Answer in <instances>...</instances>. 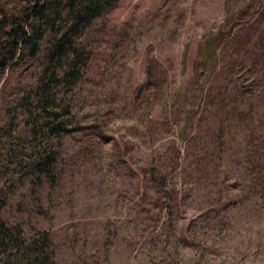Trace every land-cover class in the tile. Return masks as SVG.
I'll return each mask as SVG.
<instances>
[{
	"label": "rangeland",
	"instance_id": "1",
	"mask_svg": "<svg viewBox=\"0 0 264 264\" xmlns=\"http://www.w3.org/2000/svg\"><path fill=\"white\" fill-rule=\"evenodd\" d=\"M30 1L3 0L8 11ZM263 11L258 0H121L86 36L93 56L83 79L60 88L71 106L68 128L82 129L61 139L52 188L17 186V158L28 143L20 97L36 73L27 63L6 69L0 217L21 224L26 236L49 230L56 264H264V191L234 179L235 139L226 140L221 158L210 147L207 112L181 134L185 109L201 101L210 74L199 62L204 42L223 28L239 34L252 17L264 19ZM217 48L228 71L236 54L250 51L226 40ZM151 62L163 75L157 87L144 84ZM254 102L264 110V92ZM262 118L264 124V111ZM197 119L205 129L193 137ZM173 147L177 162L166 166L173 169L167 187L175 191L164 213L153 193L138 189L131 167Z\"/></svg>",
	"mask_w": 264,
	"mask_h": 264
},
{
	"label": "trees",
	"instance_id": "2",
	"mask_svg": "<svg viewBox=\"0 0 264 264\" xmlns=\"http://www.w3.org/2000/svg\"><path fill=\"white\" fill-rule=\"evenodd\" d=\"M120 1L32 0L8 11L0 0V76L6 69L24 63L33 65L36 73L34 84L23 90L20 97L30 136L27 135L28 143L23 148L26 154L18 155L16 162L18 188L42 185L52 188L57 184L61 139L66 133L82 129V126L68 128L72 125L71 106L65 102L60 88L75 86L83 79L93 56L86 36ZM258 1L264 6V0ZM240 31L238 34L231 29H219L204 42V54L199 62L209 66L210 74L200 90L201 101L185 109L186 124L181 134L195 121L196 115L209 113L206 126L212 139L210 147L222 158L226 140L234 138L239 160L234 179L264 191V110L253 107L254 99L264 92V19L252 17ZM222 40L233 45L240 43L250 50L247 54L235 55L231 71L221 66L220 54H214ZM155 63L145 66V86L161 84L163 75ZM11 121L12 118L6 128L8 135L14 131L10 130ZM196 124L198 129L194 128L193 137L205 129L201 119ZM3 128L5 125H0V131ZM171 161L177 162V147L152 155L136 169L131 167L138 189L145 195L153 193L155 204L160 203L157 209L164 213L169 211L167 201L175 191L167 187L173 169L166 165ZM163 191L168 197L164 200L166 209L159 201L163 199L160 193ZM0 254L5 264H56V249L49 230L26 236L21 224H8L1 217Z\"/></svg>",
	"mask_w": 264,
	"mask_h": 264
}]
</instances>
